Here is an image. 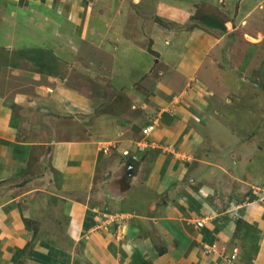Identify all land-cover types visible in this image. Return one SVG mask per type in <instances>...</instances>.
I'll list each match as a JSON object with an SVG mask.
<instances>
[{"label":"crops","instance_id":"0c3cea01","mask_svg":"<svg viewBox=\"0 0 264 264\" xmlns=\"http://www.w3.org/2000/svg\"><path fill=\"white\" fill-rule=\"evenodd\" d=\"M26 1L29 6L20 7L23 13L37 10L34 4L40 2L39 0ZM258 1L261 0H227V4L228 8L239 4L236 17L240 18L244 13L252 11ZM70 2L72 3L71 0ZM141 2L142 0L139 4ZM145 2L146 12L165 13L164 2ZM65 3L61 6L66 7L68 1ZM73 4L71 8L75 11ZM11 5L3 9L11 12ZM47 6L45 5L41 14L53 12L54 9L46 8ZM169 16L172 17L170 14ZM152 20L145 25L142 32L138 26L140 33L136 39L128 37L131 32L127 29L128 24L126 31L125 28L117 29L112 36L92 34L97 40H94L96 45H112L113 52L117 55L118 67L123 68L121 73L118 67L109 73L112 75V72H115V79L120 77L116 81L119 85L117 93L126 87L124 80L127 83L130 79L133 83L145 73L144 66L148 65L143 62V66L139 67L141 60H135V54L145 55L147 62L158 59L159 64L164 63L167 69L165 78H170V74L176 73L173 82H169L167 86L163 85V92L168 93L170 87L177 89L187 85L190 79L199 78L204 72L203 67L208 61L206 58L212 51V45L221 47L225 42V36L214 38L210 34L199 33L201 29L195 28L193 32L175 31V37H172L169 30L168 39L162 43L160 38L164 41L168 34L163 31L160 22L155 18ZM56 22L53 27L59 25ZM21 24L22 22H19L17 25ZM9 26L11 25L4 22L2 29ZM95 28H100L103 32L101 26ZM134 28L131 33L133 37L137 33L136 27ZM106 29L108 30L107 27ZM3 32L4 30L0 35V69H5L0 71V76H13L15 82L20 84V90L10 86L7 81L5 82L8 85L5 87L1 86L5 83L0 84V264H264V204L244 201L236 204L233 197H230V204L223 209L217 201L223 204L225 202L220 201L218 196L209 197L211 186L205 188L207 197L199 193L196 196V201L201 207L199 218L205 220L203 227L193 229L191 226H184V229H174L170 226L171 216L178 212L175 207L184 209L181 202L188 196L181 198L180 202L176 200L175 203L164 205L159 216L151 214L154 217L150 218L147 217L149 215H142L145 220L158 224L160 236L168 243L162 253L155 249L153 241L150 240L152 238L147 234L141 237L137 228L136 232L131 234L133 224L130 221L129 234L122 240L116 239L117 234L107 230H94L93 227L98 223V213L110 212L114 207L117 209L123 197L125 200L130 194H136L137 197L140 195L144 202L150 203L148 198L151 195L154 198L155 193L166 185V181H157L153 175L155 172L150 173L151 175L146 172L140 173L146 174L143 181L136 176L132 181L136 186H129L126 191L118 187L111 188L110 173H120L122 163L113 159L115 156L110 159L109 153L104 150V143L121 139L123 144L119 148H125L127 151L125 145L130 141L127 138L130 132L126 137V128L128 129L132 122L126 121L127 115H102L93 125L92 122H85L79 128L76 121L80 119V114H88L95 103L86 91L81 90L77 80L71 84L72 78L64 74L65 70L70 69V64H73L71 61H76V55L59 50L49 53L46 62L52 63V67L46 68L45 65L36 64V52L32 54L29 49H21L16 51L20 53L14 54L10 41L7 38L5 41ZM29 39L30 35L23 37L21 42L28 44ZM35 40L39 41L37 37ZM151 45L154 52L160 50V57L156 58L150 53ZM27 51L30 54L26 55ZM31 51H34V48ZM40 53L41 50L38 51V54ZM16 61L21 64L15 65ZM132 62L135 68H131ZM51 70L58 75L55 87L42 85L41 82L38 86L39 81L51 77ZM29 79H32L29 82H36L35 86L32 84L28 87ZM189 94V101H194V96H197L196 89L191 87ZM192 111L198 112L196 108L191 107ZM191 112L184 108L181 118L161 121L156 132L158 138L176 145L175 148H182L193 158L197 157L201 166L196 171L202 175V180L205 177L214 179L212 185L220 188L222 183L220 184L217 177L225 175L224 179L227 180L223 182V187L229 190V193L237 188L247 190L246 184L237 181L242 178L241 174L246 168V162H243L240 155H249L244 140L246 138L235 137L231 125L220 122L226 121L224 118L207 119L205 114ZM134 135L137 136L135 133ZM166 144H159L151 139L147 157L154 161L158 149L152 146L164 148ZM243 144L246 146L243 147ZM139 150L137 144H132L129 153L138 159ZM179 164L182 163L177 162L174 167H167V171L164 169V173H168L166 176L183 175L185 170ZM248 165L250 166V163ZM167 185L170 184L167 182ZM131 190L133 191L130 192ZM190 199L192 202L193 198ZM237 218L243 223L242 235L235 233ZM137 220L134 217L133 222ZM57 221H64L63 230L56 228ZM31 222H36L42 227L38 231L37 227L35 229L31 226ZM246 225L250 226L247 227L250 229L255 227L260 238L259 250L251 261L243 257L240 248L233 262L227 261L226 257L219 255L217 251L212 253L205 248V245L212 242L220 243L223 250L230 243H240L245 239L249 241L245 238L248 232L244 233Z\"/></svg>","mask_w":264,"mask_h":264},{"label":"rangeland","instance_id":"374dc122","mask_svg":"<svg viewBox=\"0 0 264 264\" xmlns=\"http://www.w3.org/2000/svg\"><path fill=\"white\" fill-rule=\"evenodd\" d=\"M39 1L34 4L37 10L23 13L20 7L26 8L29 6L26 0H8V3L6 0H0V35L4 30L5 41L7 38L14 50L11 51L14 54L20 53L16 51L21 49H29L32 54L36 52V64L45 65L46 68L52 67V63L46 62L49 53L58 52L59 50L76 55V61H71L73 64H70V69L65 70L64 74L72 78L71 84L77 80L81 90L86 91L85 93L90 95L95 103L88 114H80V119L76 121L79 128L85 122L87 124L92 122L93 125L102 115L112 117L127 115L128 119L126 121L132 122L129 128H126V137L130 132L127 137L130 141H127L125 145L126 150H128L125 151V148H119L123 144L120 141L121 139L109 140L104 143V150L109 153L110 159L115 156L113 159L118 160L120 164L122 163L120 173H110L111 188L118 187V189L126 191L129 186L134 185L132 181L136 176L143 181L146 174L140 175V173L146 172L148 174L155 172L153 175H155L157 181H166V185L155 193L154 198L153 195L148 198L150 199L149 202L151 201L150 203L144 202L140 195L137 197L136 194H130L125 200L123 197L121 203L119 202V205H117V209L114 207L110 212L98 213V223L93 227L94 230H107L114 233V235L117 234L116 239L122 240L129 234L128 224L130 221L133 224L131 234L136 232V228L141 232V237L147 234L152 238L150 240L153 241L155 249L157 248L158 252L162 253L168 243L160 236L158 224L148 219L145 220L142 215H149L147 217L150 218L152 215L159 216L162 214L161 211L164 205L170 202L175 203L176 200L180 202L181 198L188 196L181 202L185 207L184 209L181 210L175 207L178 212L171 216L172 218L169 221L172 225L170 226L174 229H184L187 226H191L193 229L203 227L205 220L199 218L201 207L196 201V196L198 193L205 195L207 186H211L209 197L216 198L218 196L220 201L225 202L223 204L217 201L223 209L230 204L228 199L230 197H233L236 204L240 201L264 204V197H262V200L260 199L263 193L261 192L260 195L255 194V191H258V189L260 191V188L263 189L264 187V0L258 1L257 6L252 11L244 13L240 18L236 17L239 4H233L231 8H228L227 0H155L156 4L165 3V13L146 12V0H142L141 4H139L140 0H71L74 3L75 11L71 8L72 3L70 0ZM65 1L66 3L68 1V5L71 4L70 8H68V5L66 7L61 6ZM10 4L13 6L11 12L5 11L6 8L5 10L3 8L10 6ZM57 4L58 7L55 8ZM45 5H48L46 8H53V12L46 13V15L41 14ZM154 18L157 22H160L163 31L168 34L164 41L163 38H160L162 43L168 39L169 30L172 37H175V31L193 32L195 28L201 29L199 33L204 32V34H210L214 38L225 36V42L221 47L212 45V51L206 58L208 61L205 62L203 67L204 72L199 78L190 79L186 83L187 85L177 89L170 87L171 90H168V93L163 92V85L167 86L169 82H173L175 80L173 76H177L176 73L170 74V78H165L166 74L164 73L167 69L164 63L159 64L158 59L147 62L145 55L135 54V60L136 58L141 60L138 63L139 67L143 66V62L148 65L144 66L145 73L136 81L134 80L133 83L132 80L130 82V79L127 83L124 80L123 83L126 87L117 93L116 90L119 89V85L116 81L120 77L118 75L119 79H115V72L109 75L110 71H114L118 67L117 55L113 52L112 45L109 47L96 45L94 43L96 39L92 37V34L112 36L115 30L125 28L128 24L129 28L127 29L131 31L128 37L136 39L140 33L138 26L142 32L145 30V25L153 21ZM4 22L11 26L2 29ZM19 22H22L21 26L17 25ZM54 22L59 25L53 27ZM211 22L218 23V25L222 24L225 28L214 27ZM229 22L230 24H228ZM96 26H101L103 32L100 31V28L99 30L96 29ZM134 27H136L137 33L133 37L131 33L135 29ZM27 31H29L28 35L31 39L28 40V44H24V41L21 42V40L23 37H28ZM36 37L39 39L38 42L35 40ZM151 47V51L147 48L148 51L154 57H160V50L154 52L152 45ZM33 48L34 51H31ZM37 50H41L42 53L38 54ZM28 53L29 51L26 52V55ZM14 63L15 65L21 64L19 61ZM131 64V68L136 67L133 62ZM3 69L5 68L1 67L0 71H3ZM118 70L121 73L123 68L118 67ZM51 72V77H47L48 80L44 78L43 81H39L38 86L49 84L52 88L55 87L54 84L58 80V75L53 70ZM117 73L120 74L118 71ZM2 77L3 75L0 76V84L5 83L1 85L2 87L8 84L17 88L20 87L13 76ZM31 80H28V87H31L32 84L35 86L36 82L34 80L29 82ZM191 87L195 88L197 93V96H194V101H189L190 97H187L190 95L189 89ZM191 107L198 110V112L192 111L193 114H205L207 119L212 117L216 119L224 118L226 121L220 122L229 123L235 137L246 138L244 140L249 155H240L243 162H246V168L244 169L245 172L241 174V181H237L246 184L247 190L242 191L237 188L232 189L229 193V190L223 187L225 185L223 182L227 180L224 179L225 175L217 177L220 184L222 183L220 188L216 187L215 184L212 185L214 179L205 177L202 180V175L196 171L201 166L197 157L193 158L185 153L182 148H175L176 145H171L169 141L163 142L164 140L158 138L156 132L161 121H173L179 117L181 118L183 109L186 108L191 112ZM151 123L157 129L154 128L153 132L147 136L144 134L143 129ZM153 135L154 137H152ZM223 138L225 137L223 136ZM151 139L159 144L167 143L164 148L157 145L152 146L158 149L156 158L153 154L154 161L147 157L149 156L148 147L150 146L148 145ZM238 143L241 142L238 141ZM132 144L133 146L137 144L140 148L138 159H135L131 152L129 153ZM246 144L242 146L245 147ZM178 152L180 153L178 154ZM177 162L182 163L179 165L185 170L183 175L177 177L169 174L170 176L167 177L166 174L168 173H164L165 170L167 167H174ZM248 163H250V166ZM167 182L170 184L169 186ZM205 196L207 197V195ZM189 197L193 198L192 202ZM134 217L138 219L137 222H133ZM198 221L203 224L199 225ZM241 221L240 218H237L236 235H242L241 227L243 223L241 224ZM49 225L52 226L51 223ZM31 226L35 229L37 227L38 231L42 227L38 226L36 222H31ZM55 226L63 230L65 223L64 221H57ZM247 227L250 226H245L244 233L248 232L245 238L249 241L246 239L240 243L237 241L236 245L230 243L223 250L220 243L212 242L205 245V248L208 252L214 253L217 251L219 255L223 254L229 262L236 259L239 252L238 248H240L243 257L251 261L257 250H259L260 243L258 242H260V238L255 227L251 229ZM233 255L235 256L233 257Z\"/></svg>","mask_w":264,"mask_h":264},{"label":"built area","instance_id":"2783aa9c","mask_svg":"<svg viewBox=\"0 0 264 264\" xmlns=\"http://www.w3.org/2000/svg\"><path fill=\"white\" fill-rule=\"evenodd\" d=\"M154 128H155V125L151 123L146 128L143 129V132L145 135L148 136L151 132H153ZM261 192L263 193V195L260 198L262 200V197H264V187H263V189L260 188V191H259V189H258V191H255V194L260 195ZM198 224L202 225L203 223L198 221ZM236 251H237V249L235 250V253H236ZM234 256L235 255H233V257Z\"/></svg>","mask_w":264,"mask_h":264},{"label":"trees","instance_id":"16d2710c","mask_svg":"<svg viewBox=\"0 0 264 264\" xmlns=\"http://www.w3.org/2000/svg\"><path fill=\"white\" fill-rule=\"evenodd\" d=\"M211 25L214 27L225 28V26L223 27L222 24L218 25V23H215V22H211Z\"/></svg>","mask_w":264,"mask_h":264}]
</instances>
